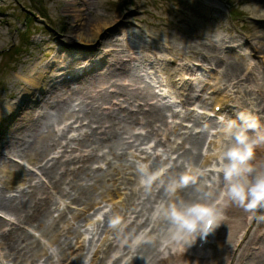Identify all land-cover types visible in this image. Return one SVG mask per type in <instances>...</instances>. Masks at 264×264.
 Masks as SVG:
<instances>
[{
	"label": "rangeland",
	"instance_id": "374dc122",
	"mask_svg": "<svg viewBox=\"0 0 264 264\" xmlns=\"http://www.w3.org/2000/svg\"><path fill=\"white\" fill-rule=\"evenodd\" d=\"M77 2L78 4H76L75 0H0V135L7 131L13 120L23 117L22 112L17 107L18 102H12L16 100V97H18L19 100L22 98L24 100L27 99L32 105L38 104L41 99V93L48 89V87L46 88L47 83L52 84L55 82L58 72L64 71L67 67L71 69L79 63L72 62V57L69 55L71 49L76 50L77 54L92 52L98 48H110L114 50V48L110 47L109 40L121 39L124 42L125 46L123 50L117 49L119 50V57L122 58L132 53H140L143 56L148 54L174 55L180 59H187L194 62H198L199 59L201 60L202 56H205L207 60H201L202 62H200L204 66H207L211 61L215 62L216 65L218 62V70L213 72L216 74L215 78L209 77L205 82L206 84H210L209 86L216 85V88L219 86L221 88L228 87L233 95H237L235 101L241 100L247 102L252 100L253 97H256L254 93L250 94L249 89L252 87L257 86L258 89L264 91V50L260 53L259 59L255 58L257 66L254 70V74L246 81H243L240 87L236 86L235 80L231 84L223 85L227 83V80L222 78V66H219V64L221 65L227 60L229 61V57L233 56V52H231V54L227 53L228 49H226V47L228 45L231 46L232 43L237 40L245 42L249 51L252 50L253 47H264V33L261 31L264 30V13L260 14L259 11L256 10L260 9V6L264 8V0H81ZM254 15L256 17H254ZM261 25L262 28H257ZM67 29H70L69 32L72 38L64 40V33H66ZM95 30L98 31L96 36L98 42L92 43L89 47L78 45L80 44V42L76 40L78 34H91ZM126 31L130 33V36L124 39ZM117 32L118 38L113 35ZM72 39H74V41L71 42L70 46H67V41ZM128 49H130V51H128ZM59 53H61L60 56ZM193 54L196 56L192 57ZM238 55L242 57L243 52ZM65 56L68 59L66 61H64ZM235 57L236 56H234V58ZM220 58H224V61H221ZM239 65H242V63H239ZM243 67L244 65L240 67V71ZM26 69H31L30 73H25ZM112 70H114V68H112ZM131 71L130 73H132L133 80L140 81V85L143 83L147 85L143 80L142 73L138 70ZM114 72L118 73L120 71ZM102 77L103 75H98L91 78L89 81H100ZM138 77H140V80ZM119 78L121 77L115 76L108 79L112 82ZM18 80L24 81L23 86L17 87L15 82ZM256 82H258V85H255ZM32 83H37L36 87H33ZM84 84L85 82L74 85L69 84L67 86L61 85L58 89L63 92L68 89L80 87ZM100 85L101 84L98 83L97 86ZM97 86H95V89ZM106 86L108 88L110 85ZM231 86L236 87L232 88ZM198 95L201 96L200 92ZM34 100H36V102ZM70 100L68 104L65 103V105L67 104L65 118H59L56 121V113L49 109L47 128L44 129L51 131L54 138L53 144L59 142L60 145L64 142V139L60 140L59 136L56 135L54 131L62 133L63 131H61V129H64L65 126H68V129H70L69 131L74 129L76 125L74 123L77 121L76 116H82L79 114L80 112H78L79 107H77V105L80 103L85 104V102L88 103V99L82 95H72ZM205 102L206 99H202L201 103L205 104ZM260 102L261 99H258L255 105L249 110L256 109L255 107L258 106ZM100 103L107 102L99 101V104ZM201 103L194 101L193 105L195 107L198 105L202 106ZM210 103L211 102L208 104ZM32 111L31 109L27 110L26 114L32 115ZM71 113H75L74 118L71 117ZM122 116L123 115H121V117ZM80 121H83V117L80 118ZM159 125H161V123L157 124V126ZM209 126H207V128ZM136 127L139 126H134V129ZM142 127L144 128V133L149 131L146 125ZM196 127L198 126H194L190 130H184L180 126L177 128V134L175 136L169 135V142L159 149L167 151V153L164 152L167 156L171 155L173 153L172 148L176 147L175 143L181 142V137H179L181 133L184 131L192 133ZM70 134L71 133H67L65 137L70 136ZM116 134L119 135L117 132ZM7 138L9 137L7 136ZM7 138L0 140V147L2 144L8 142L9 139L7 140ZM120 138L122 142L115 149V153L120 156V158H114L108 152L104 154L115 170L129 169L130 165L136 168L138 162L136 160L139 159L135 156L136 152H145L149 145L148 143L154 140L152 137H147L144 141L143 139L134 141L133 139L125 140L122 139V137ZM203 139L204 136L202 140ZM128 143H130V145ZM70 146L72 148H77L76 143L70 144ZM55 148L56 146L46 152L45 159L43 158L44 160L41 163L46 162V158H48V155H50ZM1 150L2 152L5 151L4 149ZM26 150L27 146L18 148V151L22 154L21 158L18 157L22 162H24L22 160L23 158L24 160L26 159L23 157ZM97 152L102 154L105 151ZM3 153H8V151ZM202 154L204 153L202 152ZM10 155L17 156L16 154ZM0 159L4 160L2 154L0 155ZM39 160H41V158H38L36 161ZM62 161L63 159H60L56 162L61 163ZM26 163H28V161ZM166 163H169L170 166L173 164V162L166 159L152 160L149 165L151 167L162 168ZM35 164L39 163H34L33 165ZM175 164L180 165V167L177 168L179 169L178 173L182 172V169H180L182 165L185 167L190 165L189 161H185L184 159H178ZM105 166L106 171L100 172L103 176H101L99 180L79 174V177L75 176L70 182L71 184L78 185L80 183H86L87 187L84 188L93 189V193L97 196V199L93 202L94 204L92 206L83 204L85 202L80 199L78 196L79 193L75 189L69 187V185H62L63 193L69 195L70 198H74V205L84 207L85 210L88 211L92 210V212H97L98 207L102 206V202L106 199L107 192L109 191L108 179H110V176H112V179L119 178L117 171H113L107 165ZM63 167L68 168L69 166L65 165ZM195 167L203 168L204 166L200 167L197 162ZM3 168L16 170V167L10 163H0V200H2L3 203H15L13 200L8 202L6 199L9 196L8 192L15 190L18 184L11 185L9 183V177L7 173H4ZM62 178L66 183H69L71 180V176L68 178L63 176ZM63 196L60 197L57 195L52 202L45 199L46 202L49 203L48 205L51 211V213L47 215V223L54 222L57 224V226H55L56 230H59L60 225L71 222L73 219L70 212H64L63 219H58V213L54 212L57 201L61 200L66 202V204L68 203ZM42 197H44V194H42ZM114 197H116V195L108 199ZM30 198L32 197L28 195L25 196L23 202ZM154 199L155 198L148 202L146 198L142 200L140 196L133 197L131 195L128 205V208H130L129 211L125 209L114 219L121 221L132 216L136 210V206L141 202L138 209L145 218L150 221L151 211L154 205L159 202H153ZM232 212L233 211H230L228 213L227 219L230 218ZM81 215L83 216L81 219L82 223L86 215L83 213ZM240 222H242V216L240 217ZM24 223L30 224L29 221H24ZM157 225L159 226L156 228L157 234L167 230V225L165 223L161 222ZM225 225L227 226V222ZM107 229L111 233L113 228L107 227ZM237 230L238 229H236V231ZM41 240L42 243L34 238H30L29 241L27 240L28 243H33V247L37 244L39 248L35 252H25L22 257H27L28 260H23L21 264H35L39 260H43V254L40 255L37 261H33L32 259L33 255L37 254L40 250L42 252L43 249L48 253L52 252L50 250H53V246L47 242L46 238L42 236ZM66 254L68 255V252H66ZM62 257L61 255L59 256V258ZM54 264H56V262Z\"/></svg>",
	"mask_w": 264,
	"mask_h": 264
},
{
	"label": "bare ground",
	"instance_id": "6f19581e",
	"mask_svg": "<svg viewBox=\"0 0 264 264\" xmlns=\"http://www.w3.org/2000/svg\"><path fill=\"white\" fill-rule=\"evenodd\" d=\"M76 4H78L77 1H81V0H75ZM254 10V9H252ZM259 11L260 14L264 13V8L262 6H260V9H256ZM254 17H256L254 15ZM257 28H262V25L257 27ZM70 29H67L66 33H64V40L68 39V38H72L70 36ZM264 31V30H261ZM97 33L98 31L95 30L93 31L91 34L88 33H81L77 35V39L81 46H85V47H89L92 45V43L97 41ZM114 36L117 37L118 32L113 34ZM118 38V37H117ZM74 39L67 41V46L71 45V42H73ZM222 41V40H221ZM98 42V41H97ZM109 44L111 48H114V50L112 51H107L108 54L110 55L111 59H114L116 62L111 65L113 67H116L118 69H120L119 73H114V72H110L109 75H105L103 76L100 81L94 80V81H89L86 82V84L80 86V87H76L74 89H69L68 91H70L71 93L69 94L68 91H64L63 93H60L61 91H59V87L60 86H49V89L47 91H45L46 95H45V99H43V104L40 107H36L35 108V114H37L35 116V119L37 120L36 122H34V119L32 118L35 114H33V116L31 115H25L22 118H20L19 121L16 122V120H13V125L7 129V131L2 134L1 138H7V136L9 138H7L8 142L4 143L3 149L11 152V153H18V148L19 147H24L27 146V150L25 152V154H23V157H25L26 161L28 162H38L36 161L38 158H43L46 154V152L48 150H50L53 147V143H54V138L53 135L51 133V131H47L44 128H47V121H48V117H49V108L52 107V110L54 111V113H56V121L60 118H65L66 117V112L64 109L65 103H67L66 101H70L71 99V95H82L83 97H85L86 99H88V103L85 102V104H78L77 107L78 108V112H80L79 114H81L82 116L79 117H83V120H88L87 126L90 128L92 125L94 124H98L99 126L97 127L96 130H99L98 134L100 135L99 138H97V141H94L93 139V135L95 134V131L91 130V128L89 129L88 133L85 134V139L83 140H78V144L80 147L85 148L86 150L90 148V151H85L89 154V157H97L98 155L95 153L98 149H106L108 151V153L110 155H112L114 158H120V156H118L115 153V149L117 148V146L119 144H121L122 140L120 137L124 136V135H128L130 134L131 136L129 138L134 137L135 139H139V137H137L135 134H133L131 131L134 130V126L142 125V122H145V124L147 125V127L149 128V131L147 133H145V136H143V139L148 138H153L154 143L156 144V147H162L163 144L169 142V137L170 136H175L177 134V130L175 128H169L168 125L165 123V120L162 118V113L156 111V109H154L155 107L149 108L147 109L149 112H145V113H138L139 115H141V117L143 119H136L133 118L132 115L129 116L128 119H115V117L113 116H106V117H102L100 112H102V108H96L95 104L98 103V101H103L105 99H107L106 97V93L107 91H105V85L107 84L106 82L109 80V77H115V76H119L121 78H119L116 81H119L122 78H125L128 82V85H123V84H118L116 83V81L112 82V85H117L120 88H128L126 93L124 92V90L120 89V92H118L120 95V97H123L125 99V101H130L133 100L134 98H139L142 97L143 94L140 93V90L138 89V85L141 83L140 81H135L131 78L128 72V69L126 68L125 65H122L123 60L120 59L119 57L117 58V56H119L116 47H118V49L123 48L124 42L121 39H116V40H109ZM105 45V44H102ZM246 46V43H245ZM110 49V48H109ZM263 50H257L254 47V52L256 54H259L261 51ZM71 56H72V62H78L81 57L76 56V52L75 50L71 49ZM106 54V53H105ZM237 54H233V56L229 57V61L227 60V62H225L224 64H221L219 66H222V75H223V79L227 80L226 84H231L234 80L237 81L236 84L240 85V75H242V71H240V67L242 65H239V63H243V60L237 58L235 59L234 56ZM196 55L193 54L192 57H194ZM104 58V57H103ZM129 58V56L127 57ZM132 60V59H130ZM201 60H206V57L202 56ZM106 62V59L104 60ZM110 61V60H108ZM118 65H121V67H118ZM31 69H26L25 73H30ZM165 71L167 73V77L170 78L169 79V85L172 86V80L174 77V71L171 70L170 68H165ZM240 72V73H239ZM214 75V74H213ZM140 80V77H138ZM124 80V79H123ZM179 82V81H178ZM17 84V87L23 86L24 81L23 80H18L17 82H15ZM98 83H100V86H97ZM37 83H32L33 87H36ZM50 85V84H49ZM95 86L96 89H95ZM255 89H257L256 87H254ZM46 90V89H45ZM130 90V93H129ZM258 90V89H257ZM259 91V90H258ZM60 93V95H59ZM182 96L183 93L181 92ZM218 97V96H216ZM215 97V104L216 106H218L220 103L222 105H224V103H222V101H224L226 98L224 97H220V98H216ZM62 98H65L63 101L61 100ZM145 98V97H143ZM197 100L200 102L201 101V96H196ZM263 98H264V92L261 93V99L263 102ZM191 98H185V103L188 107H192V103L190 101ZM196 101V99L194 100ZM65 102V103H62ZM261 102V104H262ZM203 106V105H202ZM66 107V106H65ZM194 107V106H193ZM87 108V109H85ZM100 110V111H99ZM71 117L74 118V115L71 114ZM113 117V118H112ZM191 119V118H189ZM42 120V121H41ZM158 123H161V125L157 126ZM196 123V122H195ZM262 124H264V122H261ZM119 133L118 134H116ZM163 132V137H167L166 139H159L158 138V133ZM115 133V134H114ZM110 134V135H109ZM7 135V136H6ZM140 136H142V134L140 133ZM179 137H181V142L180 144H178V146H176L174 148L175 151H173V155L177 154L178 151H180V159H184L185 161H189L190 165L192 166H196V163L199 160V150L201 147V142H202V138H203V134L199 135V136H194L192 134H187L184 135V133L182 135H180ZM57 144V143H56ZM186 145H188V147L186 148ZM1 146V147H2ZM165 153H167V151H164ZM19 154V153H18ZM22 156V154H20ZM62 157H67V155H62ZM68 157H72V158H66V161L69 160H75L77 159L76 157L73 158V156H68ZM54 167V166H52ZM45 169V168H44ZM86 168H82L81 170L77 171L76 173H74V177H79V174H83L84 176H87L86 173ZM178 170L179 169H172V171H170L168 173V175L164 178V180H168L170 176H175L178 174ZM4 173H7L8 177H9V183L11 185H15L18 182L21 181L22 177L24 176L23 173L21 172V170L17 169L13 170V169H7V168H3ZM55 170L52 168L50 170L47 171V175L49 178L53 179V185H54V189L57 190V192L59 194L65 195L63 193V189H62V184H68L66 183L62 177H56L55 175ZM71 172V169H69L68 173ZM121 173H125L124 170H120ZM96 174V175H94ZM92 174L93 176L89 177V178H94L95 180H99V178L103 175L99 174V173H94ZM73 177V178H74ZM71 188L75 189L79 194L78 196L80 197V199L82 201H84L87 206H92L94 203V201L97 199V196L94 195L93 193V189L91 188H84L87 187V184L84 183H80L78 184H71L70 185ZM40 189V188H38ZM42 190V189H40ZM113 192L117 195L118 193V189L116 186V183H113ZM163 191L158 192L157 196H150L147 197L148 202H150L152 200V198H162L164 199V193H162ZM41 193V191H37L36 193L32 194L31 196H39ZM191 195V188L183 190L179 196L182 198H188ZM67 196V199H71L74 200V198H70L69 195H65ZM111 196V194H108V197ZM33 199L35 198H30L29 200L23 202L20 201L17 205H13L14 203L8 204V203H3L2 200H0V212L3 213L5 216H10L12 217V219L19 221H29L31 225H33L32 227L40 232L41 235L45 236L48 240V242L54 246H57L58 251L60 252L61 255H63V257L65 256V247L68 243V241L71 240L72 236L77 233L79 226H78V221H79V215L78 214H74V219L76 220V223L71 224L70 225V232L68 234V236H65L64 234H62L61 232L57 233L55 232V223L51 222V223H47L48 220L47 219V215H49L51 213L50 208L48 203H46L45 201L41 200L40 203L35 204L33 201ZM155 199L153 200V202H155ZM69 200V203L72 204L73 202ZM37 207V208H36ZM41 207V208H40ZM138 215L139 217L142 218V215L140 214V212L138 211ZM237 217V215L235 216ZM59 219H63V217H59ZM239 223L238 218H236L233 221V227L228 229L226 232H224L223 234V240L226 241L228 240L233 233V228L237 227ZM63 226V225H62ZM67 226V225H66ZM134 227H138V228H142L143 225H138L136 223V221H134V223H131L130 226L128 227L127 231H125L124 235L126 236L128 233L132 232ZM63 237V238H62ZM29 237L23 235L22 233L19 232H13L9 235H3L0 234V244L1 247L4 251H6L7 254V258L10 260L11 264H21L23 260H28V258H23L22 256L25 254L26 252H35L38 250V245L36 244V246H32L33 243H28L27 240ZM221 241L217 244L218 248H221L223 245V242ZM36 248V250H35ZM71 247H68L67 250H69ZM147 248V253L145 255V258L141 259L140 261L134 263V264H161L160 260L158 259L159 255L162 254V251L157 250L155 248L154 245H152V243H148L146 245ZM166 248V247H165ZM164 248L163 252H166L167 250ZM43 254L45 255L41 250L37 253L33 255V261H37L40 257V255ZM123 257L119 258V261L122 260ZM220 258V256H219ZM255 264H264V255H258L257 257H255ZM47 262L52 263L51 258H48ZM96 263V262H95ZM92 263V264H95Z\"/></svg>",
	"mask_w": 264,
	"mask_h": 264
},
{
	"label": "clouds",
	"instance_id": "9594fccd",
	"mask_svg": "<svg viewBox=\"0 0 264 264\" xmlns=\"http://www.w3.org/2000/svg\"><path fill=\"white\" fill-rule=\"evenodd\" d=\"M174 111L183 115L175 97L168 101ZM223 139L217 149L211 169L187 165L185 170L170 176L165 183L162 176L170 165L152 171L150 165L137 162L139 186L144 193L163 189L164 199L157 202L150 214L153 225L165 223L167 230L154 236L162 247L179 245L189 248L198 238H205L220 226L224 210L236 206L251 213L258 221H264V162L257 161V152L264 149V124L252 112H237L235 118L227 114L217 116ZM161 160L168 157L163 149L157 150ZM213 173L211 182L205 177ZM191 188V195H178ZM89 232L94 225H89ZM145 242L143 236L134 241L135 245ZM54 251V250H50Z\"/></svg>",
	"mask_w": 264,
	"mask_h": 264
}]
</instances>
